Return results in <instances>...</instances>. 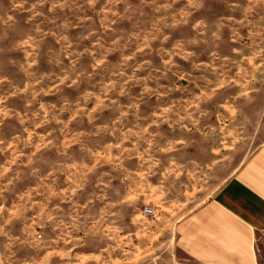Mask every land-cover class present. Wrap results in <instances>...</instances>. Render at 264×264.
<instances>
[{"label":"rangeland","instance_id":"1","mask_svg":"<svg viewBox=\"0 0 264 264\" xmlns=\"http://www.w3.org/2000/svg\"><path fill=\"white\" fill-rule=\"evenodd\" d=\"M260 151L264 0H0V264H121L125 153L180 217Z\"/></svg>","mask_w":264,"mask_h":264},{"label":"crops","instance_id":"2","mask_svg":"<svg viewBox=\"0 0 264 264\" xmlns=\"http://www.w3.org/2000/svg\"><path fill=\"white\" fill-rule=\"evenodd\" d=\"M185 143L183 166L189 161L198 165L197 159L189 156H193L190 150L194 145ZM124 156L121 246L120 250H107L109 257L130 264L132 229L139 234L137 247L145 257L149 248L154 247V260H159L158 264H264V151L243 163L238 161V165L231 164L226 179L211 197L180 217L173 204L168 207L173 185L179 183V170L154 171L151 177L141 170L140 157L135 156L131 161L129 153ZM177 157L175 154V161ZM171 160L172 157L170 163ZM188 174V171L180 172L186 179ZM181 185H186V180ZM150 194L156 198L153 206L157 208L153 210L158 217L136 222L138 215L133 214L131 222L130 198L135 209L136 205L146 206Z\"/></svg>","mask_w":264,"mask_h":264},{"label":"built area","instance_id":"3","mask_svg":"<svg viewBox=\"0 0 264 264\" xmlns=\"http://www.w3.org/2000/svg\"><path fill=\"white\" fill-rule=\"evenodd\" d=\"M142 215L150 220H155L158 217L156 211L150 207H144L142 209Z\"/></svg>","mask_w":264,"mask_h":264}]
</instances>
